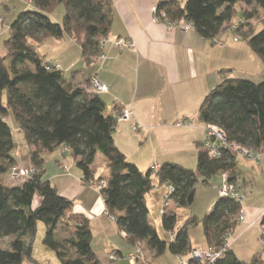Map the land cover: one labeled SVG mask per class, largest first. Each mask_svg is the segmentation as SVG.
I'll return each mask as SVG.
<instances>
[{
  "label": "trees",
  "instance_id": "trees-1",
  "mask_svg": "<svg viewBox=\"0 0 264 264\" xmlns=\"http://www.w3.org/2000/svg\"><path fill=\"white\" fill-rule=\"evenodd\" d=\"M158 1V14L165 13L169 22L192 24L202 39L214 41L225 25L236 26L233 32L248 37V46L264 65V30L253 36L252 31H244L258 10H264V0ZM237 4L243 6V18L235 25L232 19ZM58 5L64 8L62 23L50 17ZM28 6L34 9L18 14L8 26L6 54H0V264H37L32 251L38 223L44 224L42 242L56 255L58 264H101L92 250L88 219L74 214L73 202L60 196L44 178L45 157L58 148L71 154L83 174V184L90 186L103 181L95 180L91 169L96 154L107 161L110 175L104 180L107 187L101 191L104 206L132 247L140 243L155 257L167 251L185 257L192 249L189 228L200 223L207 246L221 248L225 237L238 225V201L219 197L208 215L201 220L189 218L177 231L173 209L190 208L200 183L206 186L211 177L220 173H226L228 181L241 193L250 183L240 177L236 155L224 151L222 158L214 160L200 151L196 171L170 162H164L158 170H138L114 143L116 114L122 109L116 110L115 116L106 114L105 103L91 85L80 87L67 81L32 45L43 44L47 38L69 36L79 44L82 61L90 65L100 54V42L110 33L112 0H29ZM198 112L200 123L220 127L228 141L264 155V81L256 84L242 78H224L205 97ZM8 115L17 121L31 148L34 170L28 179L12 187L2 180L4 174L16 168L12 156L15 142L5 120ZM152 177L159 186H171L175 191L171 195L173 207L161 218L163 231L175 233L173 241H163L148 219L145 198L153 188ZM35 196L41 198V203L33 208ZM260 221L264 226V215ZM214 264L264 262L258 255L243 262L229 249Z\"/></svg>",
  "mask_w": 264,
  "mask_h": 264
},
{
  "label": "crops",
  "instance_id": "crops-1",
  "mask_svg": "<svg viewBox=\"0 0 264 264\" xmlns=\"http://www.w3.org/2000/svg\"><path fill=\"white\" fill-rule=\"evenodd\" d=\"M158 2V0H112L114 15L107 43L103 47V57H95L90 65L82 61L79 44L66 35L53 41L52 45L58 47L57 52L53 54L56 59H46L59 64L60 69L63 68L65 72H71V75L63 77L75 85L90 87V80L95 78L105 86L106 92L99 93V96L106 105V114L115 116L116 110L119 109L132 111L133 117L128 122H117L113 138L115 146L120 149L125 159L143 173V170L147 172L155 166L160 167L164 162L176 163L189 169L196 168L197 155L202 151L200 146L205 136V125L198 119V110L205 97L224 78H236L241 74L245 76L259 74L264 70L262 62L252 59L247 46L240 45L236 39L222 40L220 35L227 29L230 30L226 25L220 35L214 41H210L199 37L193 28L188 31L181 27L168 30L164 23L154 22L150 9ZM27 4L29 5V0ZM118 38L131 41L134 49L116 48L113 42ZM50 39L52 38H47L43 44H32L35 51L39 46L51 42ZM65 39L70 42L68 46L61 45ZM68 47L72 48L70 49L72 51L65 56V49ZM253 65L254 70L251 69ZM5 120L8 124L12 122L15 131L19 128L12 115H8ZM179 122H186L189 125L178 127ZM135 126L137 131H133ZM55 152L57 155H54L53 165L56 170L51 176L44 173V178L50 185L56 187L60 196L73 202L74 214H80L88 219L92 232L91 246L98 261L101 264H113L122 261L128 254L131 255L134 247L124 238L116 222L107 215L101 192L96 190L94 185L83 184V174L68 151L58 148ZM98 154L95 156V162L97 158H103L100 154L101 157H98ZM65 155L69 160L64 159ZM263 156L258 163L239 159L236 166L241 173L240 177L249 178V171L256 166L260 174L264 173ZM47 157L46 155L45 159L48 161ZM100 161L106 175L96 174L98 168H94V162L91 169L95 172V180L97 178L107 180L110 175L106 168L107 161L104 158ZM15 165L26 169L16 160ZM58 167L65 169L66 172L58 171ZM221 175L220 173L211 177L206 185L210 186L212 194L208 200L210 209L219 198ZM154 180L156 183H153L152 190L146 196L145 204L147 208L148 204L152 205L156 208L157 214L158 212L160 214L167 186H159L158 181L155 178ZM245 209L251 210L248 206ZM256 209L259 208L253 210ZM257 211L255 213L242 211L249 228L256 227L264 215V208ZM259 213L261 214L258 215ZM159 224L161 226V219ZM258 226L257 233L261 225ZM229 245L235 254L230 242ZM204 246L200 249L208 248L206 243ZM190 247L198 249L191 244ZM144 252L145 260L147 259V263L149 261L150 264L180 262L179 256H173L168 251L156 257L146 249ZM111 253H115L120 259L110 262L108 257ZM187 257L188 255L184 258Z\"/></svg>",
  "mask_w": 264,
  "mask_h": 264
},
{
  "label": "rangeland",
  "instance_id": "rangeland-1",
  "mask_svg": "<svg viewBox=\"0 0 264 264\" xmlns=\"http://www.w3.org/2000/svg\"><path fill=\"white\" fill-rule=\"evenodd\" d=\"M28 0H0V18L3 19L2 22H0V54H6L5 53V47H4V41L7 40L8 38V26L11 25V23L15 20V18L17 17L18 14L24 12V11H32L34 8L28 6L27 4ZM241 4H237L235 6V13L233 16V24H237L240 19L243 18V10L241 9ZM252 10V8L250 9ZM63 14H64V8L62 5H58V7L55 8V10L52 11L51 13V17L52 20L54 22H60L63 20ZM242 21V20H241ZM227 27L230 29L231 28V24H228ZM264 30V10H258L257 15L255 18H253L252 20L248 21L247 25L244 26V31L245 33L252 31L251 36L259 34L260 31ZM222 37V40L224 41L225 39H228L230 41H233L234 39L238 40V42L240 43V45H245L247 46V48L249 49V53L252 56V59H256V61H260L259 58L256 56L255 53H253L250 49V47L248 46V42L247 39L248 37H246L244 34L242 33H238V32H233L231 30H226L225 33H223L222 35H220ZM51 42L46 43V45H41L39 46L36 50L38 52V54L46 61V59H50V58H55V56H53L54 52H57V46H53L54 44V39H50ZM53 44V45H52ZM70 44L68 39H65V41L63 43H61L62 46H68ZM75 44L76 43H72ZM71 44V45H72ZM228 44H230L228 42ZM72 48H66L65 49V56H68L72 51L70 50ZM70 52V53H69ZM68 54V55H67ZM63 56V55H62ZM64 56V57H65ZM251 59V58H250ZM66 60V58H65ZM58 63V58L57 61ZM254 64V63H252ZM252 70L255 69V66L253 65L251 67ZM63 76H69L71 75V72L67 73L65 72V70H63V68L61 69ZM77 71H79L78 69H75ZM74 72V71H72ZM242 79H245L247 81H252L256 84H260L261 82L264 81V70H261L259 72V74H250L249 76H245L244 74H241V76H238ZM236 77V78H238ZM67 79V78H66ZM9 126L11 128L12 134H13V141L15 142V148L12 152V156L13 158L16 160V162H18V164H20L21 166L25 167V170H29L28 167H30L29 164V157H30V147L28 142H25L23 139V133L22 131H20V129H16V131L13 129V125L12 122H9ZM205 129V126H204ZM54 155H57V152L53 151V153H50L49 155H47L49 158L48 161L45 159V170H46V174H48V176L53 175L54 171V165H53V158L55 157ZM98 157L99 156L98 154ZM262 157V156H261ZM264 157V156H263ZM64 159H68V156L65 155ZM100 159L103 158H97L94 168H98L96 170V174L98 176L100 175H106V172L104 170V168L102 167V163L100 161ZM61 160V159H60ZM69 160V159H68ZM20 168V167H19ZM191 170L196 171L195 167H191ZM23 169V168H21ZM67 169V168H66ZM58 171H62L63 168L61 169L60 167L57 168ZM57 171V172H58ZM63 171L66 172V170L64 169ZM145 173V170H143ZM250 175L248 176L249 178H246L250 184H248L247 186H244L242 193V211L249 213L250 211H253L255 213L258 212L257 210H262L264 208V173L260 174V171H258V168L256 166V168H254L253 170L249 171ZM2 180L5 182L6 186H13V185H18L21 184L24 179H18V181H11L8 173L4 174L2 176ZM153 183H156V181L154 180V177L152 178ZM201 181V180H200ZM101 182V181H100ZM100 184V183H98ZM157 187V186H155ZM154 192V191H153ZM211 190H210V186L206 187L205 185H202L200 183V186L197 189L196 192V197L194 200V204L187 209H183V208H176L173 209L174 213L177 214V227H176V231L177 229H179L180 227H182L189 218L191 217H195L198 220H201V218H203L205 215H208L210 212V206L208 205V200L211 197ZM41 203V198L35 196L34 200H33V204L32 207L35 208L37 206H39ZM249 207V209L251 208L250 211H246V207ZM148 208H149V212H148V219L150 222V225L154 227V229H156L158 236L163 240V241H170V237H169V233H165L162 230V227L159 224V219H161V215L157 214L156 208L152 207V205L150 206L148 204ZM255 208H259L256 210H253ZM252 212V213H253ZM261 212V211H260ZM251 213V212H250ZM261 213H259L258 215H260ZM261 218V217H260ZM247 222H238V227L237 229L233 232V236L231 237V239L229 240V242L231 243V247L233 249V251L235 252V254L238 256V258L243 261V262H250L251 259L254 256H259L262 258L263 262H264V242H262L261 237H260V233H257V229L259 228L258 225H260V221L257 222L256 227L253 228H249L247 226ZM37 234L34 240V245H33V257L35 259V261L37 262V264H58L57 262V258L56 255L54 253H52V251H50L48 248H46L43 244V237L45 235V227L43 223H38L37 226ZM188 236H189V242L191 245L198 247V249L200 248H204L206 240H205V236L203 235V227L202 224L199 223V225L195 226V227H191L188 231ZM1 242V241H0ZM9 242H10V238H9ZM8 242V243H9ZM123 243V242H122ZM3 244L0 243V247ZM5 247V245H4ZM5 249H8L7 246ZM145 250V249H144ZM147 252V251H146ZM133 253V252H132ZM127 253H124V255H126ZM128 256H125V259H122V261L113 263V264H129L128 261ZM147 260V259H146ZM112 262V261H111ZM149 263V261H148ZM140 264V263H138ZM150 264V263H149Z\"/></svg>",
  "mask_w": 264,
  "mask_h": 264
},
{
  "label": "built area",
  "instance_id": "built-area-1",
  "mask_svg": "<svg viewBox=\"0 0 264 264\" xmlns=\"http://www.w3.org/2000/svg\"><path fill=\"white\" fill-rule=\"evenodd\" d=\"M151 13L153 14V21L154 22H161L164 23L168 30L169 29H173V28H180L183 29L184 31H188L191 30L192 24L186 23V22H182L180 24L178 23H173V22H169L167 21L166 15L165 13H160L158 14L157 12V5L153 6L150 9ZM3 19L0 18V22H2ZM231 31L236 30V26H232L230 28ZM107 43V38L102 39V41L100 42L99 45V49H100V54L97 57H103V47L105 46V44ZM114 46L116 48L119 49H134L133 47V43L131 41H128L126 39H115L113 42ZM51 67L55 70V71H61L59 64H56L54 62L50 63ZM49 67V66H48ZM47 67V69H49ZM91 83V88L93 89L94 92H96L97 94L99 93H104L106 92V87L102 86L100 84V82H98L95 78H92V80H90ZM116 115H118L117 117V122L121 121V122H128V120H130L133 115H132V111L127 109H122L120 112H118ZM184 124H188L186 122H179L177 123V126H183ZM189 125V124H188ZM133 131H137V127H133ZM204 138H203V142H202V151L206 154V156H208L210 159H214V160H219L220 158H222V153L224 151H228L229 153H233L234 155H236V162L240 159H244L247 160L249 162H255L258 163L259 160L261 159V154H258L257 152L254 151L253 148L249 147V146H245V145H240L238 143L235 142H231L227 140L226 134L222 131V129L220 127H217L215 125L212 124H206L205 125V129H204ZM153 170H158V167L155 166L152 168ZM34 170L32 167L29 168V170H25V169H21L19 167L13 168L8 176L10 177L11 181H18V179H28L31 175V173H33ZM222 178V184L220 186V191H219V197H223V198H229V199H234L236 201H238L241 206H242V193L239 192V190L236 188L234 183H230L228 181L227 178V174L223 173L221 175ZM100 184L94 185L93 187L98 190V191H102L104 188L107 187V183L106 181H101L99 182ZM174 189L171 186H168L166 188V193L164 194L163 197V207L162 210L160 212V214L163 216L165 215V212H167L168 209L171 208V205L173 204L171 202V195L174 193ZM111 217V216H109ZM112 220L115 221L114 217H111ZM244 221V214L241 211V213L239 214L238 218H237V222H243ZM181 228V227H180ZM179 228V229H180ZM259 233L261 234L260 236L263 237L262 242H264V226L260 227ZM124 238L126 237V234L123 233ZM169 237L170 240L173 241L176 236L175 233H169ZM232 234L229 233L224 240L223 246L219 249L215 248V247H208L205 250L202 249H191L189 251L188 257L184 258L183 256H179L180 262L179 264H214L215 262L219 261L220 259L223 258V254L225 252H227L230 249V245H229V240L231 239ZM120 258L115 254V253H111V255H109L108 260L111 261H117ZM128 261L130 264H148L147 261L145 260V252L144 249H142V245L140 243H137L136 246H134V251L131 255L128 256Z\"/></svg>",
  "mask_w": 264,
  "mask_h": 264
}]
</instances>
